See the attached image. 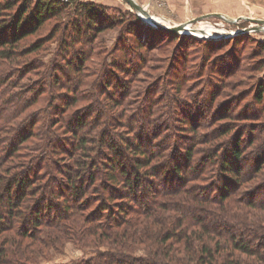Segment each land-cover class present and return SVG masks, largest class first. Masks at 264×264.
<instances>
[{"label": "rangeland", "instance_id": "374dc122", "mask_svg": "<svg viewBox=\"0 0 264 264\" xmlns=\"http://www.w3.org/2000/svg\"><path fill=\"white\" fill-rule=\"evenodd\" d=\"M79 1L97 3L105 14L98 20L105 25L89 40L71 37L74 35L68 26L75 16L70 5L21 42L29 44L43 38L42 49L29 54L38 60L36 69L21 72L18 65L0 57V156L10 149L14 134L6 137L3 129L14 123L19 129L23 122V132L29 128L32 132L27 141L28 152L35 148L33 154L41 159L48 153L56 161L71 164L78 155L77 150L84 148L86 155L80 158L94 162L93 168L104 170L102 160L107 161L106 157L113 153L108 148L110 144L125 155L132 152V142H139L143 147V138H137L150 135L145 147L153 152L156 166H163V158L180 164L185 148L196 150L195 159L206 160L213 129L231 121L230 133L215 137L213 144L219 142L222 148H227L240 137L241 147L249 153L244 163L254 164L253 158L260 153L252 149L248 141L250 137L264 134V30L255 29L264 28V0H231L229 7L221 0H209L211 9L202 13L199 10L193 18L197 20L191 24L188 21L193 19L172 20L165 0H136L145 5L154 21L166 26L184 24L182 31L163 29L169 35L154 39L150 34L160 28L141 18L125 0H74ZM6 14L0 11V21ZM245 28L250 30L243 31ZM129 30L132 33L127 32ZM134 31H138L140 37H136ZM12 34L11 27L6 29L0 25V41ZM138 38L142 44H138ZM123 50H127L128 57L123 56ZM81 52L89 59L81 69L84 81L69 84L76 89L67 92L65 82L75 73L66 77L67 72H64L60 75L64 82L54 85L59 72L50 63H62L61 53L71 58ZM99 60L106 61L103 69L106 79L93 73L99 67ZM6 78L12 85L3 94L1 88L6 86ZM104 80L111 83L108 91L113 87L116 90L115 84H119L114 97L105 92ZM259 86L261 101L256 96ZM70 125L73 131H69ZM187 126H191L189 130ZM146 128L148 134L143 131ZM249 130L252 131L249 133ZM180 132L184 133L177 137ZM79 137L85 139L81 148L77 145L83 143ZM53 140L58 141V147H53ZM45 143L47 146L41 148ZM208 164L201 163L206 170L199 179L204 178V182H209L212 176ZM165 171L156 168V174L161 176L153 175L152 181L161 184ZM39 174L42 183L54 173L40 171ZM101 191L96 181L84 197L95 200ZM263 196L264 191L257 194L258 198ZM94 247L93 244L79 247L70 241L61 251L41 257L40 264L70 263L87 258L95 251Z\"/></svg>", "mask_w": 264, "mask_h": 264}, {"label": "trees", "instance_id": "16d2710c", "mask_svg": "<svg viewBox=\"0 0 264 264\" xmlns=\"http://www.w3.org/2000/svg\"><path fill=\"white\" fill-rule=\"evenodd\" d=\"M70 5L75 16L68 26L73 39L89 40L105 25L98 21L105 14L95 2L0 0V11L7 13L0 25L11 27L13 32L10 38L0 41V57L18 65L21 72L36 69L38 60L29 54L42 49L43 38L29 44L21 42ZM134 35L138 37L139 32L134 31ZM150 35L154 39L166 37L169 32L159 29ZM78 55L67 58L61 53L63 64L50 63L59 72L54 85L64 82L60 77L64 72L66 77L71 72L76 74L69 75L65 82L67 92L76 89L69 84L84 81L81 69L89 59L83 52ZM123 56H129L127 50H123ZM105 64L99 60V67L93 70L100 79H106ZM107 81L105 92L114 97L119 84H115L116 90L113 87L108 91L111 83ZM4 82L3 94L12 85L7 78ZM256 96L262 100L261 86ZM69 122L72 124V120ZM22 123L19 129L17 123L3 129L6 137L14 134L10 149L0 156V264H40L41 257L61 251L70 241L79 247L93 244L95 251L87 258L56 264H264V196L257 197L264 191V134L248 141L260 153L253 158L254 164L244 163L249 153L241 147L240 137L227 148L219 142L213 144L215 137L230 133L233 127L229 121L213 129L216 132L209 136L211 146L206 160L195 159L196 150L185 148L180 164L163 158V166H156L153 152L145 147L150 135H143L137 139L143 138L144 146L132 142V152L125 155L110 144L113 153L107 161L102 160L105 169L101 170L93 168L94 162L80 158L86 155L84 148L77 150L71 164L56 161L48 153L41 159L33 154L35 148L28 152L32 132L30 128L23 132ZM187 127L189 130L191 126ZM68 128L74 129L71 125ZM143 131L149 133L148 128ZM79 139L83 142L77 144L81 148L85 139ZM57 142L53 140V147H58ZM202 162L209 163L212 170L209 182L199 179L206 170ZM156 168H168L161 184L151 178L161 176ZM40 171L54 174L41 183ZM96 181L101 195L95 200L84 197Z\"/></svg>", "mask_w": 264, "mask_h": 264}, {"label": "crops", "instance_id": "0c3cea01", "mask_svg": "<svg viewBox=\"0 0 264 264\" xmlns=\"http://www.w3.org/2000/svg\"><path fill=\"white\" fill-rule=\"evenodd\" d=\"M221 1L223 2L222 4L226 5L225 7H229L231 5V0ZM165 6L167 10L172 13V15H170L173 17H170L172 20H179L182 18L193 19L197 17L199 10H201L200 12L202 13L211 9L209 6V0H165Z\"/></svg>", "mask_w": 264, "mask_h": 264}, {"label": "water", "instance_id": "95a60500", "mask_svg": "<svg viewBox=\"0 0 264 264\" xmlns=\"http://www.w3.org/2000/svg\"><path fill=\"white\" fill-rule=\"evenodd\" d=\"M135 11L136 13L143 18L145 21H147L150 24L155 25L156 27L160 28V29H168L174 32H180L182 30V27H184V24H178V25H173V26H166L163 25L160 22L155 21V23H152L150 21H148L147 19L144 18V16L142 14H145L147 17L151 18L152 15L144 8L143 5L139 4L136 0H125ZM217 15L222 16V14L217 13ZM197 19H193L191 20V22L196 21ZM255 29H260L261 27H255ZM250 28H245L243 29V31H249Z\"/></svg>", "mask_w": 264, "mask_h": 264}, {"label": "bare ground", "instance_id": "6f19581e", "mask_svg": "<svg viewBox=\"0 0 264 264\" xmlns=\"http://www.w3.org/2000/svg\"><path fill=\"white\" fill-rule=\"evenodd\" d=\"M144 17H145V19H147L148 21H150V22H152V23H155V21L153 20V18L151 17V18H149V17H147L145 14H142ZM224 19H226V20H234V19H230V18H225V17H223ZM264 25V24H263ZM183 29V28H182ZM262 30H264V28H263V26H262V28H261ZM201 35V34H200ZM203 36V35H202Z\"/></svg>", "mask_w": 264, "mask_h": 264}, {"label": "built area", "instance_id": "2783aa9c", "mask_svg": "<svg viewBox=\"0 0 264 264\" xmlns=\"http://www.w3.org/2000/svg\"><path fill=\"white\" fill-rule=\"evenodd\" d=\"M188 23H190V24H191L192 22H191V21H188ZM181 31H182V30H181Z\"/></svg>", "mask_w": 264, "mask_h": 264}]
</instances>
